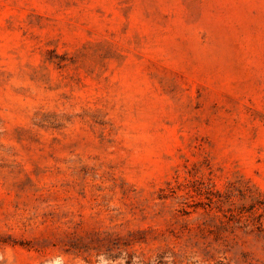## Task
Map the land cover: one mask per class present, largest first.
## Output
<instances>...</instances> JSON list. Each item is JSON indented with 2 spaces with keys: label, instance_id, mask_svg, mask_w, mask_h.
<instances>
[{
  "label": "rangeland",
  "instance_id": "1",
  "mask_svg": "<svg viewBox=\"0 0 264 264\" xmlns=\"http://www.w3.org/2000/svg\"><path fill=\"white\" fill-rule=\"evenodd\" d=\"M264 264V0H0V264Z\"/></svg>",
  "mask_w": 264,
  "mask_h": 264
},
{
  "label": "clouds",
  "instance_id": "2",
  "mask_svg": "<svg viewBox=\"0 0 264 264\" xmlns=\"http://www.w3.org/2000/svg\"><path fill=\"white\" fill-rule=\"evenodd\" d=\"M54 264H55V262H54Z\"/></svg>",
  "mask_w": 264,
  "mask_h": 264
}]
</instances>
